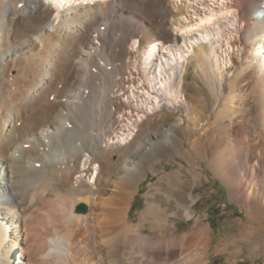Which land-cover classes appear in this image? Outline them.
<instances>
[{"label": "bare ground", "instance_id": "6f19581e", "mask_svg": "<svg viewBox=\"0 0 264 264\" xmlns=\"http://www.w3.org/2000/svg\"><path fill=\"white\" fill-rule=\"evenodd\" d=\"M143 1L145 0H0V264H73V256H75L73 249L76 247L73 248L74 245L72 244L70 235L65 233L59 234L54 228L52 231L48 229L44 231L43 228L46 227V224L40 223L38 215L45 214L48 225L52 227H54V222H57L59 218L66 219L67 226L68 222L72 224L76 220L89 224L92 216L95 217V215L90 211L76 213L74 212V207L78 202H83L80 204H84L87 207L89 203L98 198L97 194L102 190L111 193H109L111 195L109 201L112 205L114 204L111 208L107 206L108 209L106 210L107 215L112 217L110 218L112 220H105L100 225L101 232L109 235L108 242L112 244V247L110 246L112 251L109 250L111 254L108 253L113 260L109 258L112 261H109V264L203 263L202 261L210 255L211 231L209 227L202 224V219L198 218L192 230L186 234L174 236L173 231L168 226V221L169 218L174 216L193 218L192 206L195 203V197L189 191V188L192 184L191 180L194 182L200 176V173L197 171V157H200L197 155L198 149H195L197 154L188 156V153L186 154L180 147L178 149V146H181L182 142L187 144L191 142L193 137H196V142L203 148V137L206 138L214 126H219L218 128L223 129L224 133H228V135L234 138L232 145H222L221 152L226 157L220 161L221 167H219V164L217 165L219 169L221 168L222 180L225 182L237 180L239 187L237 189L233 188V192L239 193L240 197L245 195V198L249 197L250 193L247 190V182H264V173L263 171L257 172L255 170L257 164H254L253 157L248 154L249 151H247V154H244L249 142L251 143L250 138L255 137L257 133L254 129L255 121L261 117L264 118V81H257L256 68L254 66L251 67L249 63L245 62L246 60H254L257 56L260 58L259 56L264 54L261 50V48H264V17L260 18L258 15H262V12H264V7L262 6L264 0H235L231 6L229 5V7L236 8L239 19L245 23V27L241 29L240 38L234 41L235 45L242 47V51L240 56L232 57L234 60H232L231 66L227 71L228 73L224 75L223 87L218 91L220 97H215L210 102L211 111L208 114L198 113L200 111L203 112V110L197 111V115H193L191 111L190 113L188 112V117L192 121L188 127L186 125L187 120L183 117V111L187 110L191 104L188 101L182 102L179 104V107L175 105L174 109L169 108L173 117L163 118L161 124L159 123V127H157L158 123H156L157 129L143 133L141 138L137 136L136 138L139 140H129L125 145H120L116 142L110 144L108 140H113L112 136L115 133L113 127L117 123H120L116 116L123 112V110H128L131 106H128L119 98L121 95L111 99H103L105 100L103 102L108 104L109 109L106 121L97 122L99 128L94 130L95 126H92L93 128L87 131V136L84 135L82 137L84 134L82 133L83 127L80 128V125L84 124L81 123L78 126V123L76 124L75 122L76 117H74L77 113L76 110L83 105L81 104V96L86 93L85 91L89 87L93 89V86L95 90L98 87L99 90V86L102 84L101 80H114L117 71L107 70V66H113L112 64H115L116 61L119 65L124 63V58L128 51L124 50L123 44L126 43L125 41L138 36L142 28V24L134 26L135 22L133 23L134 27L124 26L119 22L123 21L122 19L124 18L132 17L136 21L144 23L145 20L143 18L138 17L135 12H131V8L138 10L140 7L137 8V3H142ZM146 1L151 4L152 8L149 11L152 16H159L160 9L156 13L154 7H156L158 1H163L164 5L167 4L166 8H164L165 13L162 12L163 15L169 16L173 22L179 21L177 17L181 16L180 8L183 7L172 8L173 4L171 5L172 7H169V0ZM184 9L185 13L183 12V14H187V6H184ZM87 11H89V14H87ZM94 11H98L99 13L97 14ZM220 12L214 13V11H210L207 16H200L195 22V31L201 32L203 33V37H207L211 28L223 18L224 15L220 16ZM234 15L236 16L237 14ZM150 21H152V18ZM172 21L171 27H173ZM100 25H104L105 27L104 30L101 26L103 32H110L111 35L115 36L111 41L107 40V33L104 32L105 35L102 31H99L98 27ZM188 27L184 24L181 25V28L184 29V35L182 34L180 37H173L166 31H161L158 34L166 40L168 46L165 47L162 44V48H160L158 45L153 44L154 47L149 46L141 53H138V55L136 54L138 63L142 66V79L149 89L153 91L157 90V88L161 89L162 85L167 81V78H165L162 81V85L158 81L160 75L163 73L164 63L162 61L157 69L156 67L154 68L153 64L155 62L152 64V52H157L162 56L165 55L161 57L162 59H168L169 62L173 61L174 59L171 54L165 50L173 49L177 43L179 44V41L185 43V35H190L193 32ZM213 31L217 32V29ZM147 38L149 37L147 36ZM149 41L152 44L155 40L153 37H150ZM194 43L196 41L189 42L191 45ZM131 45L136 46V41H133ZM114 48H116V52L117 50L119 52L118 55L115 54L116 59L106 56L103 51L106 57L98 54L100 49L112 52ZM186 48H188L187 45ZM194 55L196 56L195 62H198V65L203 69L209 61V49L207 46L200 44L194 49ZM181 61L180 59V64ZM257 66L264 68V57L257 60ZM190 69L188 71L185 70L187 72L184 84L188 88H190V85H195L196 77H199L200 81H203L205 76L203 75L204 72H202V76L197 74V72L195 73L193 66H190ZM169 70L168 79H170L173 72V66ZM27 73H30L32 76H30V82L27 81L30 79L29 77H27L28 79L25 78ZM62 73L68 74L64 83H69L71 90L66 94L60 91V95L64 101L56 102L59 108L58 117L52 118L51 113L48 114L47 112L49 118L42 120L41 113H38L31 120L26 121L25 125L20 128L16 127L18 117L20 118L27 110H30L32 114L33 110L31 111V109L37 101H40L38 99L43 94V89L52 84L54 76ZM35 76L37 78L39 76L36 83ZM105 88L104 93L107 91V95L112 93L111 88ZM27 89L29 91L26 92ZM24 90L25 93L23 92ZM178 90L174 91L177 93ZM91 91L90 93H92ZM159 91L161 92V90ZM49 94L53 93L50 92ZM49 94L46 93L45 95L49 96ZM257 94L262 95V101L257 102L254 99ZM18 95H24L25 100H21L22 97ZM14 96L17 97L14 101H11ZM175 96L177 100L178 97L177 95ZM84 97L87 98L86 96ZM97 97L99 96L91 95L93 102L99 101ZM149 98L155 103L157 96H150ZM91 103L89 106L93 107ZM104 103L103 105H105ZM197 103V105L203 107L205 110L207 102ZM44 105L46 106V104ZM8 108L10 112H13V116L8 114ZM37 109L35 110L38 111L39 109ZM155 112L157 113V111ZM79 113L76 115H80ZM87 113L89 114L90 112ZM83 115L85 116L84 113ZM85 118L86 116L83 119ZM149 118L151 117L146 116L140 122L145 124ZM150 120L152 121V119ZM69 121L73 122V128L69 127ZM219 121L221 122L220 124H218ZM80 130L82 135H78L76 132ZM71 134H73V137ZM75 135V143L72 145L64 143V146L68 145V147L63 148L61 141L69 136L74 138ZM71 138L70 140H72ZM65 142L67 141L65 140ZM58 146L62 147L60 148L62 151L59 152L58 150L57 153L56 147ZM195 150L193 151L195 152ZM168 151L174 152L175 156L179 158H184L187 167L183 166L181 169L163 176L161 180L166 182V187L162 184L161 180L159 184L155 185L152 200L142 212L141 218L146 220L150 230L163 234L164 238L156 241L143 240L144 246L140 250H137V242H140V235L138 233L140 227L131 225L125 218V206L132 195L133 186L142 180V176L145 174L144 172L142 175L143 170L150 169L151 165H154L157 170L158 158L161 155L166 156ZM216 152H218L217 149ZM232 154L235 155L233 156L234 158H231ZM111 158L114 159L112 160ZM99 163L108 165L110 171L107 169L109 171V175L107 171V177L101 176ZM93 165L94 167H92ZM87 169H90V171L94 170L97 183H93V180H90L87 176L88 179L82 180L81 177L85 171L87 173ZM74 172H76L75 175L79 173V176H76L73 180L72 174ZM247 174L250 177H247ZM84 190L88 201H83L82 199L84 196L82 191ZM162 191H164L165 199L161 195ZM155 192L158 193V196H155L157 194ZM231 198L233 199V196ZM248 200L246 201L248 202ZM254 224L245 225L239 237H227L222 240L214 251H224L236 242L246 245V249L249 251H261L264 248V239L253 241V238L259 233V227ZM75 226L78 227L79 225ZM92 226L95 225L92 224ZM85 230L87 231V229ZM199 245L201 246V250L195 253L194 258L190 259L191 261H188L186 259L189 254L188 251H191L196 246L199 248ZM75 262L77 261L75 260Z\"/></svg>", "mask_w": 264, "mask_h": 264}, {"label": "rangeland", "instance_id": "374dc122", "mask_svg": "<svg viewBox=\"0 0 264 264\" xmlns=\"http://www.w3.org/2000/svg\"><path fill=\"white\" fill-rule=\"evenodd\" d=\"M234 1L235 0H169V2H168V3H170L169 7H172L171 6L172 4H173L172 8L183 7V8H180L181 16L179 15L177 17L179 21H175V22H173L169 18V16L163 15V13H165L164 8H166V5H167V4L164 5L163 1H158V4H157L158 6L156 5V7H154L156 13L160 9V11H159L160 17L159 16L157 17V15L152 16V14L149 11V9L152 8L151 4H149L146 0L143 1L144 3L143 2L137 3L138 4L137 8L140 7L141 9L139 8L137 10V9L131 8L133 10L132 11L130 9L131 12H135V14L138 17L143 18V20H145V22L141 23V22L136 21L132 17H127V18L122 19L123 21H121L119 23L121 25H124V26L128 25V26H132V27H134L135 25H141L142 24L140 34H138V36L133 37V39H131L129 41H125L126 43L124 42L125 44H123V46H124L123 48L126 52L127 51L128 52L126 53V57L124 58L123 64L119 65V63L116 61L115 64H112L113 66H111V65L107 66V68H106L107 70H111V71L116 70L117 71V75L115 76L114 80H111V79L101 80L102 84L100 83L101 85L99 86V90H98V87L96 88L98 93L95 90V87L92 86L93 89H91V87H89V89L87 88L85 91L86 93L81 96V104H83V105L81 107H79L80 109L78 108V110H76V112H77L76 114H78L80 111L82 113L81 112L79 113L81 116L75 114L74 117H76L75 122H76V124L78 123V126L81 123L84 124V125H80V128L83 127L82 128L83 130L82 129L81 130H82V133H84V134L82 135L81 130L76 131L77 134L78 135L80 134L83 137L84 135L87 136V131L92 129L94 126H95L93 128L94 130L98 129L99 128L98 123L102 122V120H103V122H105L107 119L106 118L107 113L109 112L108 104L106 103L107 104L106 105L103 102V101H105L103 99H108V98L111 99L113 97H119L121 95H122L121 96L122 98L121 97H119V98L121 100H123V102L125 104H127L128 106L129 105H131V106L128 110L125 109V110H123V112H121L120 114H118L116 116L118 121H120V123H117L113 127L115 129V133L112 136L113 140H108L110 144H114L116 142V143H119L120 145H125L129 142V140L130 141H132L133 139L139 140L138 138H141L143 133H148L154 129H157L156 123H158L157 127H159L163 118L165 119L167 117H169V118L173 117L172 113L170 111L171 109L169 110V108L174 109L175 105H177L179 107V104L182 102L188 101L191 104L187 110L183 111V115H184L183 117H185V120H187L186 125L188 127L190 126V123L192 122V121H190L191 120L190 117H188V115H189L188 112L190 113V111H191L193 115H197V111L203 110V112L200 111L198 113L208 114V112L211 111L210 102H212V100L215 97H220V93L218 91H220L223 87L224 75L226 73H228L227 71L231 66L232 60H234L232 57L240 56L241 51H242V47L239 45H235L234 41L237 38L238 39L240 38L241 29L245 27V23L239 19V15L236 11V8L229 7V5L231 6ZM162 4H163V6H162ZM161 6L163 7V9H161L162 8ZM184 6H187V10H188L187 14H183V12L185 13ZM262 6L264 7V3L262 4ZM142 7H143V9H142ZM210 11H214V13L221 11L220 16H223V15L224 16H223V18L220 19V22L218 24H216L213 28H211V31H209V35L207 37H203V33L195 31V28H196L195 22L197 21V19L200 16H207L208 13H210ZM94 12L97 14L99 13L98 11H94ZM87 14H89V11H87ZM234 14H237V15L235 16ZM140 15L143 17H141ZM258 15L260 16V18H262V17H264V12H262V15H260V14H258ZM258 15H256V16H258ZM151 18H152V21H150L151 22L150 23L149 20ZM162 21H164V23H162ZM171 21H172L173 27H171L172 26ZM152 22H153V24H152ZM177 22L179 25L177 24ZM133 23H134V26H133ZM102 24H103V22H102ZM162 24H164V25H162ZM166 24H167V26H166ZM182 24L189 26L188 27L189 30H193V32H191L190 35H185V37H184L185 43L179 41V44L177 43L176 47H174L173 49H166L165 50L166 52L171 54V56L173 57V59L175 61L173 60V61L169 62L168 59H162L161 58V57H164L165 55L162 56V55L158 54L157 52H155V53L152 52V54H153L152 64L155 62L153 64L154 68L156 67V69H157L158 65H160L162 63V61L164 63L163 73L160 75V79H158V81L161 82V83L160 82L159 83L162 85V81L165 78H167L166 83H164L162 85L161 89L157 88V90L153 91V90L148 88V86L146 85V83L142 79V72H141L142 66L139 65V63H138L137 55H138V53H141L144 49H146L147 47H149L151 45V41H149L150 37H153V39L155 40L153 44H155V45L159 44L158 46L160 48H162V46H161L162 44H164L165 47L168 46L166 44V40L162 36H159V34H158V33H161V31L163 32V30L166 31L167 33H169L170 35H172L173 37H175V36L180 37V36H182V34L184 35V29L181 28ZM101 26L103 27V29L105 27H104V25H100L98 27L99 31L103 32V29ZM214 29H217V32L213 31ZM148 32H149V34H148ZM105 33H107V35ZM105 33L104 34L106 35L107 40L111 41L115 37L114 35H111L110 32H105ZM150 33H152V34H150ZM147 36L149 38H147ZM263 39H264V37H263ZM146 40H147V42H146ZM133 41H136V46L131 45V43ZM194 41H196V43H194L193 45L189 44V42L192 43ZM200 44L207 46V48L209 49V56H208L209 61L205 67L202 66L203 69H201V66L198 65L199 64L198 62H195L196 56L194 55V49ZM186 45L188 48H186ZM125 47H126V49H125ZM261 50L263 51L262 53H264V48H261ZM102 51L105 52L106 56H108V57L110 56V58L112 57L114 59H116V55L119 54L118 50L116 52V48H114L112 50V52H109L108 50L100 49L98 54L99 55L102 54L103 56H105ZM195 53H196V51H195ZM133 56H135L136 59ZM259 57L260 58L264 57V54H262ZM260 58H258V56H257V58H255L254 60H246L245 62L249 63L251 67L254 66L256 68L257 81H260V80L264 81V68H260L257 66V60ZM180 59L182 60L181 64H180ZM125 64H127V65H125ZM152 64H151V67H152ZM172 66H173V72L171 73L170 79H168V72H170L169 69ZM190 66H193L195 73L197 72V74H200L202 76V74H203L202 72H204L203 75H205L203 78V81H200L199 77H196L195 78V82H196L195 85L189 86L191 89L186 87V85L184 84V80H185V76H186L185 74L188 70H191ZM177 67H178V69H176ZM118 68H119V70H118ZM120 70H121V72H120ZM185 70H187V71H185ZM30 76H31L30 73H27L25 78L28 79L27 77L30 78ZM62 76H63V78H62ZM67 76H68V74L66 75L63 73L54 76L52 84L47 86L49 89L47 87H45L43 89V94L38 99L40 101L36 100L37 102L35 103L34 107L31 109V111L33 110L32 111L33 113L31 114L30 110H27V112H24L23 115L20 116V118L18 117V119L16 121V125H17L16 127L20 128L21 126L25 125L24 123L26 121L31 120L32 117H35L38 113H41L42 120L49 118L48 114H50V113H51L50 115L52 118L58 117L59 108L57 106V103L64 101V99L60 95V91H63L66 94V93H69L71 90L70 84L64 83V80L66 79ZM38 79H39V76H38V78L36 77V81L34 80L35 83L38 81ZM30 80H31V78L28 79L27 81L30 82ZM27 81H26V84H27ZM60 81H62V82L60 83ZM106 81H108V82H106ZM114 81L115 82L117 81L116 84ZM113 84H114V86H113ZM66 85H68V86H66ZM220 85H222V86H220ZM101 86H102V89H101ZM176 86L177 87L179 86V87L177 88ZM105 87L111 88L112 93L107 95L108 94V91H107V92H105L106 93L105 94L104 93V91L106 90ZM51 88H54V89H51ZM46 90H48V91H46ZM159 90H161V92ZM174 90H178L177 93ZM27 91H29V90L27 89L26 92ZM90 91L92 93H90ZM23 92L25 93V90ZM50 92L53 94H49ZM56 92H57V94H56ZM46 93L49 94V96L48 95L46 96L45 95ZM87 93H88V95H87ZM152 93H154V94H152ZM155 93L156 94L159 93V94L156 95ZM161 93H162V95H161ZM174 93H176V94H174ZM55 94H56V96H55ZM90 94L99 96V97H97L98 98L97 100H99V101H97L96 103L93 102V99H91ZM175 95H177V97H178L177 100L175 99L176 98ZM18 96H20V95H18ZM84 96H86L88 99L85 98ZM150 96L151 97L157 96V99H155V103L151 101L152 99L149 98ZM204 96H207V97L204 98ZM16 97L17 96H14L13 97L14 99L12 98L11 101H14ZM20 97H22L21 100H23V101L25 100L24 95H21ZM44 97L46 100L44 99ZM84 98H85V101H84ZM59 99H60V101H59ZM254 99H256V101L259 102L260 100L262 101L264 98L262 99V95L257 94ZM88 100H90V101H88ZM41 101H43V102H41ZM47 101H49L52 104H50ZM90 102H92L91 104L93 105L94 108L92 106H89ZM102 102L105 105H103ZM175 102H177L178 104ZM197 102H201V103L207 102L205 105V110L203 107L197 105L198 104ZM53 103L55 106L53 105ZM44 104H46V106ZM43 105H44V107H43ZM50 105H51V108H50ZM154 105H156V106L154 107ZM84 108H86V110H84ZM163 108H165V109H163ZM35 109H37L38 111H36ZM195 109H196V111H195ZM50 110H51V112H50ZM88 110H91V111H88ZM56 111H57V113H56ZM86 111L90 112V113L88 114ZM155 111H157V113ZM11 112L8 108V114L10 116H13V112L12 113ZM47 112H48V114H47ZM153 112H154V116H153ZM83 113L86 116L85 119H83L85 117L83 115ZM96 113H99V114L96 115ZM25 115H27V116H25ZM146 116H150L151 118H149L148 119L149 121L147 120V122L145 124H143L140 121L142 119L146 118ZM155 118L158 120H156ZM188 118H189V122H188ZM150 119H152V121ZM85 121H87V122H85ZM255 122L256 123H254V129L256 130V132L258 134L256 133L255 137L253 136L250 138L251 143L249 142V145L251 144L252 146L248 145L247 149H245V151H244V154L245 153L247 154V151H249L248 154L253 157V159H254L253 161L255 162L254 164L255 165L257 164V166L254 165L255 170L257 172L263 171V173H264V118L261 117L260 119L256 120ZM220 123L221 122L219 121L218 124H220ZM89 124H92V125L89 126ZM146 124L148 127L146 126ZM68 125L70 128H73L74 124L72 121H69ZM87 125L89 126V128ZM218 127H216V126L212 127L208 136L206 138L203 137V141H204L203 148H201L200 144L198 142H196V137H193L191 139V142H188L187 144L185 142H182L181 146L180 145L178 146V149H179V147L182 148L186 154L188 153L187 154L188 156L195 154L196 153L195 149H198L199 152L197 151L198 154L197 153L196 154L200 157H197V162H198L197 171L200 173V176L194 182L191 180L192 184L190 185V188H189L190 189L189 191H191L195 197V203L192 206L193 218H186L184 216H174V217L169 218L168 226L170 227L171 231H173L174 236H180V235L186 234L187 232L192 230V228L195 226V222L198 218L202 219V224H205L209 227V229L211 231V248L209 250L210 255L208 256V258H206L202 261L203 263L196 262L197 264H264V248L261 251H257V250H254V251L250 250L249 251L246 249L247 248L246 245H244L240 242H236L237 244L236 243L232 244V246H230V248L225 249L226 251L225 250L224 251L222 250L219 252L214 251L216 246L222 240L226 239L227 237H229V238L239 237L243 227H245V225L246 226L250 225V223H251V225L255 223L254 225L259 227V233L256 235L255 238H253V241L264 239V197H263L264 195H262V194H264V190H263L264 182H262V181L257 182V183H254V181L247 182V184H248L247 190H249V192L251 194L249 193L250 198L249 197L245 198L246 197L245 195L243 197H240L239 193L233 192V190H234L233 188L237 189L239 187V183L237 180H230L229 181L230 183L222 180V171H220L221 168L219 169V167H221L220 161L224 157H226V156H223V153L221 152L222 151V145L223 146L225 144L226 145L227 144L232 145V143H233L232 140L234 138L232 136L228 135V133H224L223 129H219ZM84 128H87L88 130L84 129ZM84 130H86L85 131L86 133L84 132ZM140 130H142V131H140ZM143 130H145V131H143ZM138 133H139V135H138ZM132 134H133V136H132ZM71 136L73 137V134H71ZM71 136H69V137L71 138ZM137 136H138V138H136ZM69 137H66L64 140H62L63 142L61 141V143H63V148L64 147L66 148V147H68V145H70V144L72 145L75 143L76 135L74 138H71L72 140L75 139L74 141L70 140ZM65 140L67 142H65ZM192 140H194L193 143H192ZM253 141H255V142H253ZM252 142H253V144H252ZM64 143H67L68 145L64 146L65 145ZM122 143H124V144H122ZM196 144H198L199 146ZM56 148H57L56 149L57 153H58V150H59V152L62 151V149H60V148H62L61 146H58ZM249 148H250V150H248ZM206 149H207V151H205ZM216 149L218 150V152H216ZM193 150H195V152ZM170 151H171V148H170ZM170 151H168V153L166 152L167 153L166 156L161 155L158 158L159 162L157 165V170L155 169L154 165H151L150 169H148V170H143L142 175L144 174V172H145V174L142 176V180L138 184L133 186V192H132V195L128 201V204L127 205L125 204L126 206L123 205L126 207L125 208V218L128 220V222L131 225L133 224V226H139L140 227V229L138 231V233L140 235V237H139L140 242L139 241L137 242V245H136L137 250H140L144 246L143 240L144 241H152V240L156 241L158 239L161 240L164 238L163 234L149 229V225L147 224L145 219L141 218V214L145 210V208L147 207V204L152 200V195L154 194L153 192L155 191L154 187H155V185L159 184V181L161 179H163L162 177L166 176L170 172L177 171L178 169H181L183 166L187 167V163H186V160H184V158H179V157L175 156L174 152L171 153ZM220 153H221V156H220ZM233 156H235V155L232 154L231 158ZM198 158H200V159H198ZM111 159L113 160L114 158H111ZM216 159H218V160H216ZM213 161H214V163H213ZM99 164H100L99 171H101V176L107 177L109 175V171H110L108 168V165L105 163H99ZM218 164H219V167H217ZM92 167H94V165ZM92 167H90V168H92ZM107 171H108V175H107ZM75 173L76 172H74L72 174L73 180L75 179L76 176H79V173H77L76 175H75ZM86 176L89 177L90 180H93V183L98 182L97 180H95V179H97V177L94 175V170L90 171V169H89L87 171V173L85 171L81 177L82 180L88 179ZM248 176L250 177L249 174H247V177ZM161 181H162V184L165 186L166 182L163 180H161ZM84 192H85V190L82 191V193L84 195L82 197V199H83V201H88L86 192L85 193ZM105 193H108V194H105ZM109 193L110 192H107L105 190L100 191L99 194H97L98 198L93 200L92 201L93 203L91 202L87 206L86 212L90 211L91 213H93L95 215V217L92 216V220L89 222V224L87 222H83V221L81 222L80 220H78V221L76 220L75 223H74V221L72 222L73 225L71 224V222H68L69 224L67 226L66 219L59 218L57 220V222L56 221L54 222V227H52V226L48 225V221H47L45 214H39L38 215L40 223H42L43 225L46 224V227L43 228L44 231L47 229L52 231L54 228L55 231L59 234L65 233V234L70 235L72 244L74 245L73 248L76 247L73 249V254H75V256H73V261H72L73 264H74L75 260L77 261V262H75V264H78V263L79 264H107V263L109 264V261L112 262L111 260H113V258L112 257L110 258V256H111L110 254L112 251L111 250L112 244L108 242L109 235L104 234V232H101L102 230L100 229V225L103 223V221L112 220V219H110L112 217L108 216L107 215L108 213H106V210L108 209L107 206H110V208H111V206L114 205V204L112 205V203L109 201V199L111 197V195H110L111 193L110 194ZM155 193H157V192H155ZM254 193H256V194H254ZM104 194H105V196H104ZM161 195L165 199L164 191L161 192ZM149 196L151 197V199ZM155 196H158V193ZM230 196L231 197L233 196V199L235 198L236 201H235V199L233 200ZM237 198H239V199L237 200ZM246 200H248V202ZM262 200H263V202H262ZM259 201H261V202H259ZM80 203H83V202H80ZM80 203L78 202V204H80ZM254 203H256V204H254ZM78 204L75 205L74 212L86 213V212L77 211L76 207L78 206ZM108 204H110V205H108ZM92 210H93V212H92ZM100 214H102V215H100ZM59 220H62V221H59ZM98 221H99V223H98ZM248 221H250V222H248ZM92 224L95 226H92ZM56 225H57V227H55ZM75 225H79V226L77 227ZM65 226H66V228H64ZM73 226H75V227H73ZM82 226H83V228H82ZM93 228H94V230H93ZM85 229H87V231ZM89 229H91V230H89ZM70 232H72V233H70ZM93 232H94V234H93ZM102 234H104V235H102ZM94 242H95V244H94ZM107 243H109V244L107 245ZM238 244L239 245L241 244V245L239 246ZM93 246H94V248H93ZM195 248L191 249V251L190 250L188 251L189 252L188 257H186V259H188V261H191L194 258L195 253H197V251L201 250L200 245H199V248L197 246ZM109 250H111V251H109ZM76 251L78 254L76 253ZM196 263L192 262L190 264H196Z\"/></svg>", "mask_w": 264, "mask_h": 264}, {"label": "water", "instance_id": "95a60500", "mask_svg": "<svg viewBox=\"0 0 264 264\" xmlns=\"http://www.w3.org/2000/svg\"><path fill=\"white\" fill-rule=\"evenodd\" d=\"M77 211L79 212H86L87 210V207L84 205V204H79L77 207H76Z\"/></svg>", "mask_w": 264, "mask_h": 264}]
</instances>
